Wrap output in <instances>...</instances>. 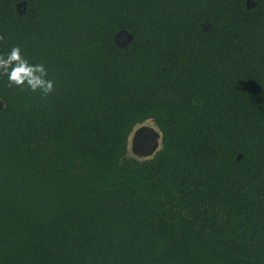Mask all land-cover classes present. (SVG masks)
Returning <instances> with one entry per match:
<instances>
[{"label": "trees", "instance_id": "1", "mask_svg": "<svg viewBox=\"0 0 264 264\" xmlns=\"http://www.w3.org/2000/svg\"><path fill=\"white\" fill-rule=\"evenodd\" d=\"M0 35L55 82L0 76V264H264V0H0Z\"/></svg>", "mask_w": 264, "mask_h": 264}, {"label": "clouds", "instance_id": "2", "mask_svg": "<svg viewBox=\"0 0 264 264\" xmlns=\"http://www.w3.org/2000/svg\"><path fill=\"white\" fill-rule=\"evenodd\" d=\"M4 37L0 35V42ZM0 76H6L8 86H15L31 92H39L46 99L55 91V82L47 78L43 64H30L21 54L19 46H13L9 53L0 54Z\"/></svg>", "mask_w": 264, "mask_h": 264}, {"label": "rangeland", "instance_id": "3", "mask_svg": "<svg viewBox=\"0 0 264 264\" xmlns=\"http://www.w3.org/2000/svg\"><path fill=\"white\" fill-rule=\"evenodd\" d=\"M252 4L253 3L250 2L248 6H251ZM204 26L208 27V24H204ZM129 40H130V35L125 31H121L115 36V41L118 45H125ZM149 132L152 133V135L155 138V141L153 142V144L149 143V144H144V146H141L142 144H140V142L138 141L140 135L143 137L145 133H149ZM159 143H160V133L158 129L150 120H146L143 123L137 125L131 131L128 138V155L136 157L138 159L149 158L159 148L160 145Z\"/></svg>", "mask_w": 264, "mask_h": 264}, {"label": "flooded vegetation", "instance_id": "4", "mask_svg": "<svg viewBox=\"0 0 264 264\" xmlns=\"http://www.w3.org/2000/svg\"><path fill=\"white\" fill-rule=\"evenodd\" d=\"M138 141L140 142V144H142L141 146H144V144H153V142L155 141L154 136L152 135V133H145V135L142 137L140 135Z\"/></svg>", "mask_w": 264, "mask_h": 264}, {"label": "water", "instance_id": "5", "mask_svg": "<svg viewBox=\"0 0 264 264\" xmlns=\"http://www.w3.org/2000/svg\"><path fill=\"white\" fill-rule=\"evenodd\" d=\"M20 5H21V6H20ZM22 7H23V4L20 3V4L18 5V9H20V8H22ZM206 28H207V27H205V26L203 27V29H206ZM122 31H124V30H122ZM120 32H121V31H120ZM125 32H126V31H125ZM118 33H119V32H118ZM118 33H117V34H118ZM117 34H116V35H117ZM120 36H121V35H120ZM130 38H131V37H130ZM115 42H116V41H115ZM116 44H117V43H116ZM117 45H118V44H117ZM119 46H123V45H119Z\"/></svg>", "mask_w": 264, "mask_h": 264}]
</instances>
